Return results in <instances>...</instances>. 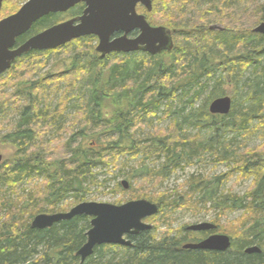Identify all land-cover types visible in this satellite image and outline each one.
<instances>
[{
    "label": "trees",
    "instance_id": "trees-1",
    "mask_svg": "<svg viewBox=\"0 0 264 264\" xmlns=\"http://www.w3.org/2000/svg\"><path fill=\"white\" fill-rule=\"evenodd\" d=\"M169 1L157 0L152 12L144 10L143 13L148 20L153 16L154 25L184 29L181 32L188 37H175L171 52L155 56L146 52L116 53L103 58L94 49L96 36L83 37L60 50L68 51L74 59L73 67L58 77L71 78L64 95L52 94L48 85L53 82H46L56 77L48 79V76L38 80L29 77L12 91L14 96L5 89L0 90V109L4 110L6 100L13 98L8 106L14 104L11 109L18 118L3 137L4 142L13 144L16 152L8 161L0 163V264H264V143L241 152V146L225 144L214 136L203 138L200 133L188 135L184 129L186 124L198 123L200 128L212 133L219 132L222 126L224 132L235 129L241 135L261 132L264 139V66L247 84L249 106L241 107L238 112L234 101L228 115H213L209 111L211 101L224 96L221 89L224 78L217 80L206 105L197 110L192 107L201 92L190 95L189 89L201 85L200 79L213 77L218 70L225 71V80L232 81V77H239L249 67L264 62V35L254 31L257 24L264 22V0H217L206 8L201 6L205 0H179L173 8L174 20L166 15L172 9ZM60 17V14L43 17L30 33L17 39V44L53 26ZM216 22L224 28L210 30L209 26ZM57 50H32L14 65L21 62V69L33 75L41 68L45 56ZM180 92L192 106L187 114L174 111V119L167 129L136 138L137 130L143 126L140 117L148 109L157 108L164 99L173 105L175 100H181ZM71 108L78 117H74L76 121L73 119L75 126H66L73 131L70 133L61 126ZM52 132L60 133L61 140L68 132V138L62 143L56 139L48 141ZM206 151L232 163V172L241 177L255 176L254 188L240 196L231 189L224 191L227 174L192 175L180 186L181 189L188 187L182 195L162 192L151 196L152 188L162 185L175 171L201 161ZM152 157L164 161L150 168L146 160ZM121 158H125L124 168L137 160L136 172L146 173L144 180L148 188L139 189L130 200L148 199L159 204L158 214L147 220H158L166 207L173 212L197 211L199 207L208 210L211 204L208 208L219 210L218 218L242 209L252 221L247 223V219L240 231L231 232L230 249L195 250L184 245L205 237V232L187 231L186 226L174 229L172 221H166L167 216L163 215L154 228L130 236L131 246H98L84 262L77 251L87 241L91 217L75 216L50 228L32 227V220L38 214L68 212L85 201L89 187L104 185L95 169L118 168ZM135 174L130 176L131 182L127 180L128 189L133 191ZM35 177H43V183L35 185L32 194L24 191L18 194V184ZM123 188L122 182L117 184V189L123 192ZM69 197L74 202L65 206L63 202ZM218 218L214 223H219ZM163 223L167 230L160 234ZM216 225V231L222 232L221 226ZM252 246H258L261 252L247 253Z\"/></svg>",
    "mask_w": 264,
    "mask_h": 264
},
{
    "label": "rangeland",
    "instance_id": "rangeland-1",
    "mask_svg": "<svg viewBox=\"0 0 264 264\" xmlns=\"http://www.w3.org/2000/svg\"><path fill=\"white\" fill-rule=\"evenodd\" d=\"M29 0H4L3 6L1 10L0 18H4L6 16H9L11 14H14L15 12H18L22 6L28 2ZM217 0H205L201 6L203 8L206 7H212V5ZM233 1V0H230ZM213 2V3H212ZM237 3V2H236ZM243 2H240L242 4ZM178 2L176 1V5ZM175 8L174 6L170 10L172 14L175 13L173 10ZM161 9V8H160ZM162 10V9H161ZM169 12V13H170ZM167 13V17L170 15ZM153 17V16H152ZM152 17L150 18L149 22L152 23ZM172 20V19H171ZM214 24L221 25L220 23L216 22ZM212 24V25H214ZM260 24V23H259ZM259 24H257L254 28H256ZM154 26H165V25H154ZM222 26V25H221ZM168 27V26H166ZM169 28V27H168ZM184 30V29H183ZM176 37L186 38L188 37L187 34H183V32H177ZM73 41V40H72ZM96 43L94 45V49L97 52ZM62 48V47H61ZM59 50L52 52L50 54H47L45 56V60L42 62L41 68L38 70L37 73H32L33 75L29 74L27 70L21 69V62L14 65L13 68L10 69L9 72L5 73L4 79L0 83H4L3 85H0V90L5 89L8 93L10 92L12 96H14V93L12 91L16 90L18 87L24 84L25 81L28 80V78H36L38 80L40 77L48 76L49 80L46 82V84H49V82H53L52 85H48V87L52 88V94L54 96L57 94L58 96L64 95L65 88L67 84L71 81V78H58L61 74L66 73L67 69L73 67L74 59H71L69 56V52H62ZM56 50V49H52ZM98 53V52H97ZM100 53V52H99ZM113 53V52H112ZM156 55V54H155ZM23 56V55H22ZM22 56L17 57L20 58ZM101 56V53H100ZM107 56V55H106ZM105 56V57H106ZM103 57V56H101ZM73 58V57H72ZM104 58V57H103ZM16 59V62H17ZM65 60V61H64ZM15 62V63H16ZM262 66H264V62H259L255 64L252 67H249L246 69V71L239 75V77H232V81L225 80L226 72L222 70H218L217 73L210 78H202L200 79L201 85H193L190 89V95H194L196 91H200V96L198 100L196 101L194 107H192L189 103H187V98L182 97V93L180 92L178 98H181V100H175L172 105V101L170 100H162L160 105L157 108H151L148 109L145 114H143L140 117V124L143 126L141 128H137V134L136 138H143L145 135L147 136L149 133H154L158 130H164L167 129L173 119L174 116L172 112L181 111L183 115H186L187 112L191 109H200L202 106L206 105L207 100L210 98V95L212 93V90L214 86L217 83L218 79H223V85L221 89L224 91V95L230 96L236 105V112L241 109V107L249 106V101H247V95L249 93L247 84L251 81V79L254 77V73L261 71ZM8 71V70H7ZM74 78V76H71ZM29 78V79H30ZM46 78V77H44ZM63 79V80H62ZM73 80V79H72ZM55 82V83H54ZM8 84V85H6ZM6 85V86H5ZM5 86V87H1ZM47 87V85H44V87ZM202 86H205V88H201ZM188 89V90H189ZM57 90V91H56ZM56 91V92H54ZM4 96V95H3ZM10 95H8L9 97ZM59 96V97H60ZM58 97V98H59ZM192 97V96H190ZM6 98V96H5ZM13 99V98H12ZM11 98H8L7 105L5 106L4 110L0 109V154L3 156V161H8L12 155L15 154L16 148L11 143L4 142V135L10 132L12 125H15L17 118V115L13 112L11 109V106H14V104L8 106L10 102H12ZM58 102V101H57ZM56 103V101H55ZM8 106V108H7ZM1 107V104H0ZM75 109L71 108L69 110L68 117L65 118L64 124L61 126L63 130V126L67 131H70L66 128L75 126L73 119L76 116ZM78 117V116H76ZM229 119V118H228ZM231 120V118H230ZM74 121H76L74 119ZM218 126H221V122L218 123ZM11 127V128H10ZM60 126L56 127L57 130L61 128ZM249 128H252L251 126ZM75 129V128H74ZM185 132L189 135H196L198 133L202 134L203 138H208L211 136H214L216 139H220L221 142H224L225 144H230L231 146H241L240 151H244L245 149H252L256 146H260L264 143V139L261 138L260 134L261 132H248L241 135V132H237L235 129H231L229 131L224 132L222 126L220 127L219 132L214 131L213 133L208 131L207 129L200 128V126L197 124L189 125L186 124L184 126ZM251 131V130H249ZM73 131H70V133ZM60 133H50L47 137L48 141L50 140H61L59 138ZM62 141L65 142L68 138V132L64 133V136H62ZM243 145V146H242ZM53 146V144H52ZM264 147V146H263ZM264 151V148H262ZM148 156V155H147ZM125 158H121V163L118 164V168H111L109 171L107 168H96L95 172L98 177V180L101 184H104L103 186H91L89 187V191L85 193V201H96V202H106V203H112V204H122L126 203V201L130 200L133 197V194L136 193L140 189L148 188V186L145 184V176L146 173H142L141 171H137L138 168V161L134 160L131 162V167L124 168L122 162H124ZM146 164L149 165L150 168L158 166L161 162L164 161L162 158L160 161L156 159V157H152L151 159L146 160ZM233 164L228 163L225 161L219 160V158L213 154L211 151H206L203 153L201 161L198 163H195L190 166H186L184 168H181L177 171H175L171 177H169L162 185H158L155 188H152L151 196H154L153 194H158L165 192L167 194H175L176 195H182L184 192L187 191L188 187L180 188V186L184 183L185 180H187L192 175H199V176H205V177H213L218 175L227 174L229 175L228 180L224 183L223 189L224 191H232L236 195H245L248 191H250L252 188H254V178L255 176L251 175L250 177H241L239 173L232 172ZM135 168V169H134ZM139 170V169H138ZM136 173V174H135ZM132 174H135L136 177L132 181L133 187L136 188L134 191L130 189H124L122 192L121 190L117 189V184L121 183L123 180L130 181V176ZM43 183V177H35L32 180L24 179L23 182L18 184V194H22L23 191L26 193H31L34 189V186L37 184ZM253 186V187H251ZM16 198V197H15ZM73 198L69 197L66 201L63 202L65 206L69 205L71 202H74ZM203 205V204H202ZM211 204H208V207H210ZM206 210L205 208L202 209L199 207V210L194 211L191 209H178L177 211L173 212L171 211L170 207H166L164 211H162L161 215H166L167 218H165L166 221H172V228L174 229H180L182 226H190L193 224L203 223V222H211L214 223L215 219L219 217V210L217 209H209ZM169 208V209H168ZM71 209V208H70ZM69 209V210H70ZM158 217L155 220L149 219L146 220L147 223L153 224H159L161 220V217ZM259 217V215L257 214ZM219 219V224L222 228L221 232L222 234L230 235L231 232L234 233L235 230L241 229L243 223L248 219L249 223L250 218H248V215L244 213L242 209H237L235 211H229L225 215H223ZM240 228V229H239ZM167 230V225L163 223L160 226L159 233L164 234ZM227 232V233H226ZM229 233V234H228Z\"/></svg>",
    "mask_w": 264,
    "mask_h": 264
},
{
    "label": "water",
    "instance_id": "water-1",
    "mask_svg": "<svg viewBox=\"0 0 264 264\" xmlns=\"http://www.w3.org/2000/svg\"><path fill=\"white\" fill-rule=\"evenodd\" d=\"M84 1L87 8L84 14L75 20L49 27L23 44L16 47L17 39L27 33L33 23L45 15L69 9ZM154 0H29L22 8L0 20V76L9 70L17 57L28 54L32 50L55 49L73 39L84 35H96L99 39L97 51L103 57L112 52H136L145 50L150 54H159L170 51L174 47L172 31L165 26H152L145 15L137 12V5L141 3L149 11L153 9ZM3 0H0V12ZM211 29H221L213 25ZM139 29L140 35L129 38L132 31ZM254 31L264 35V22ZM118 32L124 33L112 39ZM233 100L230 96H221L212 100L209 105L210 113L214 115H228L232 111ZM3 156L0 154V162ZM125 188H129L128 181L124 180ZM159 204L148 199L130 200L117 205L106 202L84 201L74 206L68 212L53 214L42 213L34 217L33 228H50L62 220L72 219L75 216L91 217V228L87 232L86 243L77 251V255L84 262L92 256L95 248L101 245L131 246L130 236L141 231L150 230L153 225L145 220L157 215ZM217 225L211 222L193 224L188 227L193 231L214 230ZM232 246V239L227 234H213L198 243H186V249H201L212 251H226ZM247 253L261 252L258 246L249 247Z\"/></svg>",
    "mask_w": 264,
    "mask_h": 264
},
{
    "label": "flooded vegetation",
    "instance_id": "flooded-vegetation-1",
    "mask_svg": "<svg viewBox=\"0 0 264 264\" xmlns=\"http://www.w3.org/2000/svg\"><path fill=\"white\" fill-rule=\"evenodd\" d=\"M176 1L177 2H179V0H170L169 1V7H173V6H175V3H176ZM155 2H157V0H154L153 1V9H154V3ZM87 8V4L84 2V1H81V2H79V3H77L76 5H74V6H72V7H70L69 9H67V10H65V11H61V12H56V13H51V14H60L61 15V17H60V21L59 22H57L56 24H54V25H57V24H61V23H64V22H67V21H70V20H75V22H74V24H79L80 23V20H78L77 18H79V17H81L83 14H84V11H85V9ZM142 8H144V9H142ZM153 9L151 10V11H149L145 6H143L141 3H138V5H137V12L139 13V14H143V15H145L146 17H147V15L145 14V13H143L144 12V10H147L148 12H152L153 11ZM49 15V14H48ZM45 16H47V15H45ZM44 16V17H45ZM170 17H171V19L172 20H174L175 19V16H174V14H170ZM43 18V17H42ZM42 18H40L39 20H41ZM148 19V18H147ZM39 20H37L35 23H33V25H32V27H31V29L27 32V33H25V34H23V35H26V34H28V33H30V31H32V28H33V26H34V24H36ZM149 21V20H148ZM151 24V23H150ZM53 25V26H54ZM152 25V24H151ZM214 25H218V24H214ZM152 26H154V25H152ZM211 26H213V25H211ZM211 26H209V29L211 30ZM219 26H221V25H219ZM50 27H52V26H50ZM166 27V26H165ZM222 28L221 29H214V30H222L223 28H224V26H221ZM49 28V27H48ZM48 28H43L40 32H42V31H45L46 29H48ZM168 28V27H167ZM169 29L172 31V38H173V42H174V47H175V43H176V39H175V37H176V33L177 32H181V31H183V29L182 30H179V29H176L175 27H169ZM40 32H37L36 34H38V33H40ZM140 30L139 29H136V30H134V31H132L131 33H129V35H128V37L129 38H135V37H137L138 35H140ZM36 34H34V35H36ZM124 33H122V32H118V33H116V34H114L113 36H112V39H115L116 37H120V36H122ZM22 35V36H23ZM34 35H32V36H34ZM88 36H96V35H84V36H81V37H79V38H83V37H88ZM21 37V36H20ZM19 37V38H20ZM79 38H76V39H79ZM96 38H97V41H96V46L98 45V43H99V39H98V37L96 36ZM29 39V38H28ZM27 39V40H28ZM76 39H73V40H76ZM26 41V40H25ZM20 45V44H19ZM18 44H16V47L17 46H19ZM63 46H65V45H62V46H60V47H58V48H61V47H63ZM173 47V48H174ZM58 48H56V49H58ZM173 50V49H172ZM172 50H170V51H166V52H171ZM98 53H99V51H97ZM137 53L138 52H146V53H148V54H150L149 52H147V51H145V50H138V51H136ZM136 52H130V53H136ZM118 54V53H120V54H122V53H125V52H113V53H110V54H108L107 56H110L111 54ZM100 54V53H99ZM125 54H128V53H125ZM159 54H161V53H159ZM150 55H153V54H150ZM156 55H158V54H156ZM102 56V55H101ZM153 56H155V55H153ZM33 221V220H32ZM215 224V223H214ZM216 225V224H215ZM218 228H216V229H214V230H205V231H203V232H205L206 233V235H205V237H203L202 239L200 238V239H198L197 241H195V242H188V243H198V242H200V241H202V240H204V239H206V238H208L209 236H211V235H213V234H217V233H219L218 231H216ZM186 230L187 231H192V232H202V231H193V230H189L188 229V226H186ZM215 231V232H214ZM220 234H221V232H220Z\"/></svg>",
    "mask_w": 264,
    "mask_h": 264
},
{
    "label": "bare ground",
    "instance_id": "bare-ground-1",
    "mask_svg": "<svg viewBox=\"0 0 264 264\" xmlns=\"http://www.w3.org/2000/svg\"><path fill=\"white\" fill-rule=\"evenodd\" d=\"M224 6V5H223ZM249 25V24H248ZM243 30V29H242ZM77 45V44H76ZM78 48V47H77ZM63 80V79H62ZM48 83V82H47ZM55 83V82H54ZM39 91V90H38ZM3 96V95H2ZM18 121V120H17ZM11 128V127H10ZM233 160V159H232ZM251 187H253V186H251ZM227 192H229V191H227ZM166 194V193H165ZM127 202V201H126ZM188 207V206H187ZM161 213V212H160ZM153 218V217H152ZM185 227V226H184ZM189 227V226H188ZM154 228V227H153ZM181 231V230H180ZM223 232V231H222ZM169 233H171V232H169ZM206 234V233H205ZM204 235V234H203ZM193 236V235H192ZM202 239V238H201Z\"/></svg>",
    "mask_w": 264,
    "mask_h": 264
}]
</instances>
